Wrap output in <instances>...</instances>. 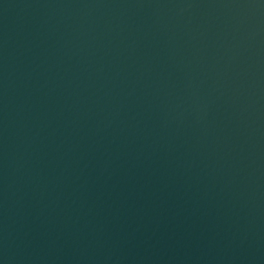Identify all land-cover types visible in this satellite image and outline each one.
Here are the masks:
<instances>
[{"label":"water","instance_id":"obj_1","mask_svg":"<svg viewBox=\"0 0 264 264\" xmlns=\"http://www.w3.org/2000/svg\"><path fill=\"white\" fill-rule=\"evenodd\" d=\"M0 264H264V0H0Z\"/></svg>","mask_w":264,"mask_h":264}]
</instances>
